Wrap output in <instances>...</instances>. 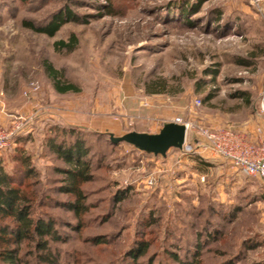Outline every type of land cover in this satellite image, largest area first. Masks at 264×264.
I'll return each mask as SVG.
<instances>
[{
	"label": "rangeland",
	"instance_id": "rangeland-1",
	"mask_svg": "<svg viewBox=\"0 0 264 264\" xmlns=\"http://www.w3.org/2000/svg\"><path fill=\"white\" fill-rule=\"evenodd\" d=\"M68 13L54 36L25 26ZM263 99L264 0H0V128L18 126L0 167L57 238L13 244L21 264H264V183L198 151L201 127L263 124ZM168 122L188 129L164 157L109 141ZM78 138L92 179L75 215L51 144Z\"/></svg>",
	"mask_w": 264,
	"mask_h": 264
},
{
	"label": "trees",
	"instance_id": "trees-1",
	"mask_svg": "<svg viewBox=\"0 0 264 264\" xmlns=\"http://www.w3.org/2000/svg\"><path fill=\"white\" fill-rule=\"evenodd\" d=\"M69 15V13L58 14L44 27L36 28L30 22H25V26L45 33L48 36H54L59 28L68 19H71ZM74 44H76L74 36H71L69 42L64 40L56 42L57 47L65 48L68 51L74 49ZM45 70L54 80V87L58 92L76 91L74 85L63 84L59 80L60 73L54 70L50 64H45ZM110 143L112 142L110 141ZM51 148L68 165L65 171L61 169L58 171L65 174L63 192L75 197V201L69 204V207L74 210L75 215H78L82 210L86 209L83 204L84 195L80 186L82 183L92 179L89 173V162L82 158L86 153L84 145L78 138L67 147L63 144H51ZM25 162H27V159L23 160V163ZM26 172L27 175H30L32 170L27 166ZM21 186V182H18L14 175L5 172L0 167V264H21V260L18 257L19 251L12 246L15 243L18 244L22 240L33 241L35 235L39 238L47 236V238L57 239L51 221L45 222L32 217V196L28 195ZM122 194H124L123 191H120L116 195L118 201L122 200ZM47 244L48 241L44 239H40V242H38V246L43 250H48ZM139 253L140 249L134 257L136 258ZM181 264L184 263L181 262Z\"/></svg>",
	"mask_w": 264,
	"mask_h": 264
},
{
	"label": "built area",
	"instance_id": "built-area-1",
	"mask_svg": "<svg viewBox=\"0 0 264 264\" xmlns=\"http://www.w3.org/2000/svg\"><path fill=\"white\" fill-rule=\"evenodd\" d=\"M31 89H36L31 87ZM260 112L264 114V99L260 102ZM179 122V119H176ZM186 131L188 125L184 124ZM18 126L9 129L0 128V151L9 147L16 135ZM258 136L254 139L247 131L236 129L231 125L213 128H199L202 142L199 153L203 158H220L236 170L264 183V139L260 137L262 129L256 127ZM204 177H201L203 180Z\"/></svg>",
	"mask_w": 264,
	"mask_h": 264
},
{
	"label": "water",
	"instance_id": "water-1",
	"mask_svg": "<svg viewBox=\"0 0 264 264\" xmlns=\"http://www.w3.org/2000/svg\"><path fill=\"white\" fill-rule=\"evenodd\" d=\"M185 137V125L175 122L164 124L157 133L131 131L122 136L109 134L110 141L114 144L124 142L138 150L163 157L170 148L182 149Z\"/></svg>",
	"mask_w": 264,
	"mask_h": 264
},
{
	"label": "crops",
	"instance_id": "crops-1",
	"mask_svg": "<svg viewBox=\"0 0 264 264\" xmlns=\"http://www.w3.org/2000/svg\"><path fill=\"white\" fill-rule=\"evenodd\" d=\"M228 125H231L233 127H235L236 129H239V130H243V131H247L250 133L251 137L254 139L256 136H258V134L256 133L255 129L256 127H260L262 129V132L260 134V137L264 139V123H257L256 125H236V124H228ZM216 127H219V126H216ZM201 157V156H199ZM205 159V163L207 165V168H209L212 164L214 167H216V169L218 170H226L227 169V172L232 176L233 174V170L232 168L229 166L228 163H226L225 161L221 160L220 158H215V157H209V158H203ZM211 163V164H210ZM231 178V177H229Z\"/></svg>",
	"mask_w": 264,
	"mask_h": 264
}]
</instances>
